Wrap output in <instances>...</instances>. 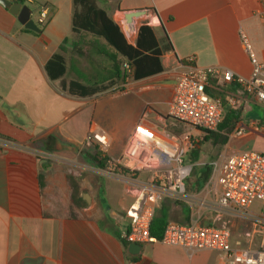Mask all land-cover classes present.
Returning a JSON list of instances; mask_svg holds the SVG:
<instances>
[{"label":"crops","instance_id":"obj_1","mask_svg":"<svg viewBox=\"0 0 264 264\" xmlns=\"http://www.w3.org/2000/svg\"><path fill=\"white\" fill-rule=\"evenodd\" d=\"M94 1L127 41L123 14L146 10L131 28L148 24L155 29L163 71L139 80L127 78L91 97L70 96L63 89L70 80L89 83L107 77L103 53L111 49L105 41L72 31L73 0H34L30 6L36 15L39 7L47 9L39 33L24 29L0 5V137L14 145L0 146V264H227L221 251L188 253L160 242L141 244L137 255L128 254L115 234L134 187L101 176L89 165L75 171L71 163L80 157L90 129L107 134L109 159L117 160L135 125L156 128L157 118L168 113L176 78L190 58L197 67L217 66L248 76L251 65L239 30L264 62V0ZM56 53L63 56L66 73L51 81L44 67ZM217 95L224 100L237 96L238 105L225 107L223 115L231 110L240 114L218 154L257 151L258 140L264 147V130L256 127L264 124V105L240 94L234 83L222 86ZM116 104L117 112L110 113L108 106ZM238 130L244 134L236 136ZM42 154L49 159L40 160ZM69 173L85 205L70 203ZM169 200L162 202L169 221L188 223V207L168 205ZM225 220L234 243L246 229L244 222L229 216L217 220L204 210L199 223L219 227Z\"/></svg>","mask_w":264,"mask_h":264},{"label":"built area","instance_id":"obj_2","mask_svg":"<svg viewBox=\"0 0 264 264\" xmlns=\"http://www.w3.org/2000/svg\"><path fill=\"white\" fill-rule=\"evenodd\" d=\"M21 1L27 6L34 2ZM261 17L264 19V10ZM46 21L47 9L39 7L35 24L42 26ZM239 40L251 65L248 76L217 66L197 67L190 58L189 65L176 78L168 113L157 118V127L135 125L121 156L110 159L104 169H95L101 176L134 187L133 200L118 227L119 240L128 245L160 242L188 253L221 251L227 257V264H264V151L218 154L209 164L210 173L200 196H193L186 190V181L196 165L188 159L196 140L189 131L168 130L187 126L199 132L217 131L225 107L235 108L238 99L233 95L224 100L207 88L218 92L225 84L234 83L240 94L264 105V62L258 60L242 30ZM123 67L129 71L126 64ZM256 127L264 130V124ZM243 134L242 130L235 133ZM84 143L102 150L109 148L108 136L102 130L90 129ZM0 146L14 145L0 138ZM38 158L46 161L49 156L42 154ZM122 169L128 174L120 173ZM166 199L185 203L190 221L184 224L168 221L162 238L157 241L150 235V225L157 208ZM255 203L259 204L256 210L252 209ZM204 210L213 212L217 220L229 216L244 222L246 229L232 243L229 221L225 220L219 227L199 223Z\"/></svg>","mask_w":264,"mask_h":264},{"label":"trees","instance_id":"obj_3","mask_svg":"<svg viewBox=\"0 0 264 264\" xmlns=\"http://www.w3.org/2000/svg\"><path fill=\"white\" fill-rule=\"evenodd\" d=\"M12 2L23 3L21 0ZM72 31L89 34L93 37L102 39L111 49L110 53H103L108 61V75L105 79L82 83L78 80H70L63 89L70 95L79 98L94 96L107 90L113 85H120L125 79H143L159 74L163 71L161 64L162 49L156 35L155 29L142 24L136 30L134 43H128L119 26L115 24L107 13L100 9L94 0H73ZM29 32V31H28ZM66 43V39L63 44ZM63 50V46H60ZM123 64L128 66L127 71ZM45 72L51 81L57 80L66 73V64L63 56L56 53L45 64ZM210 92V89L207 88ZM240 114L236 110L227 111L221 120L216 132L200 130L203 134L202 142H196L194 148L188 154V159L192 163H197L200 155V145L209 142L211 145L221 148L227 141L228 136L232 135L239 122ZM169 131L180 133V129L168 128ZM2 138V137H0ZM7 140V138H2ZM8 141V140H7ZM83 157L89 166L96 169H104L109 161L106 154L97 150L95 146L82 151ZM120 173L127 175L128 171L122 169ZM210 173L209 166H194L191 174L186 181L187 192L199 193ZM40 180V178H39ZM67 184L70 189V203L74 206L85 205L79 196L77 182L72 173L67 175ZM169 221L167 207L161 203L157 208L150 225V235L159 241L162 238L166 223ZM115 236L118 238V234ZM119 239V238H118ZM123 247L127 249L128 244L121 241Z\"/></svg>","mask_w":264,"mask_h":264},{"label":"rangeland","instance_id":"obj_4","mask_svg":"<svg viewBox=\"0 0 264 264\" xmlns=\"http://www.w3.org/2000/svg\"><path fill=\"white\" fill-rule=\"evenodd\" d=\"M29 7L31 9H33V14H32V19L34 20V22H37V15L36 13H34V8L32 6L29 5ZM139 18V17H138ZM135 27H132L131 29H125V32L128 30H131V32L127 35L128 41L134 42L135 36H136V31H135ZM116 103V102H115ZM108 110L110 111H115L117 112L118 110V105L116 104L115 107H113V105L108 106ZM99 112L97 113V116H99ZM169 130V129H168ZM181 131H189L192 135V138L196 140V142L200 143L203 140V134L197 130L191 129L190 127L187 126H183L181 127ZM120 136V135H119ZM263 143L262 141L258 140L254 142V147L257 149V151H264V147L262 146ZM94 145L92 146H86L84 141L81 144V147L79 148V158L74 160V162L71 163V168H73L75 171L81 170L82 168H85V166L88 165V163H86L84 157H83V152L85 150H88L89 148H93ZM97 148L98 151L106 154L109 158V152H110V147L106 150H102L100 148H98L97 146H95ZM200 155H199V159L198 162L196 163L195 166L198 167H203L205 165L209 166L210 162L216 157V155L219 152V148H217L216 146L211 145L209 142H204L202 145H200ZM110 160V159H109ZM189 195H198L200 196V192L199 193H193V192H188ZM166 204H172L174 206H177L179 209L183 207H186L187 205L183 202H180V204H177L174 201H165ZM259 206L258 203H255L252 207V209H257V207Z\"/></svg>","mask_w":264,"mask_h":264},{"label":"water","instance_id":"obj_5","mask_svg":"<svg viewBox=\"0 0 264 264\" xmlns=\"http://www.w3.org/2000/svg\"><path fill=\"white\" fill-rule=\"evenodd\" d=\"M0 5L5 8L10 14L14 15L19 24H21L24 29L35 33L40 32L35 22L31 19L32 11L29 6L19 2H10L8 0H0ZM145 14L146 10H134L125 12L123 14L125 29H131V24L134 22V19ZM211 94L217 95V92H211ZM83 199L86 202L88 201L85 197H83ZM140 249L141 246L138 244H129L127 246V252L132 256L137 255Z\"/></svg>","mask_w":264,"mask_h":264}]
</instances>
